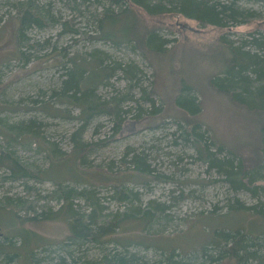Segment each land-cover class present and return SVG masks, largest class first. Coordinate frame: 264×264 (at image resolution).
I'll list each match as a JSON object with an SVG mask.
<instances>
[{"label":"rangeland","instance_id":"1","mask_svg":"<svg viewBox=\"0 0 264 264\" xmlns=\"http://www.w3.org/2000/svg\"><path fill=\"white\" fill-rule=\"evenodd\" d=\"M215 2L223 6L232 0H211ZM123 6L125 14L99 28L105 9L120 14ZM232 6L237 16L227 17L228 12L226 27H218L178 13L150 16L128 0L116 5L111 0H0V147L44 179L13 181L0 166V201L39 200L33 203L37 212H56L60 206L49 196L55 182L64 181L77 189H96L105 212L116 215L131 206L115 199L128 188L138 193L135 204L148 208L154 202L159 210L150 224L122 221L105 238L112 242L108 250L132 243V251L151 261L173 249L192 256L215 244L219 233L240 232L253 240L261 258L247 264H263L264 216L257 211L264 209V177L254 183L256 195L248 189L236 191L222 170L198 153L205 145L222 162L234 157L264 162V115L211 84L213 77L223 78L230 44L264 60V45L252 43L264 41V1L241 0ZM28 8L48 14L50 20L43 18V26L25 30L20 39L21 18ZM105 31L117 40L131 39H98ZM149 32L156 34V41L151 49L140 48L135 39ZM84 60L90 61L86 65L91 76H84L80 91L87 97L79 103L117 101L119 126L103 113L83 125L84 106L62 98L70 71ZM97 69H103L105 79L93 85ZM182 97L185 105L178 103ZM190 101L197 106L195 114L186 107ZM195 124L198 143L190 135ZM77 145L87 147L82 161H76ZM135 156L139 167L130 163ZM78 204L79 214L88 212L84 201ZM11 214L0 209V264H32L26 255L31 248L36 261L58 264L64 256L60 247L70 235L68 222L21 221L32 216L23 212L16 221ZM21 232L30 238L29 245L24 246ZM18 250L20 256L7 260L5 251ZM100 251L93 246L77 258H95ZM221 264L238 263L231 259Z\"/></svg>","mask_w":264,"mask_h":264},{"label":"trees","instance_id":"2","mask_svg":"<svg viewBox=\"0 0 264 264\" xmlns=\"http://www.w3.org/2000/svg\"><path fill=\"white\" fill-rule=\"evenodd\" d=\"M120 1L121 0H111V4L113 5L115 3L116 5L120 3ZM237 1L241 0H232L230 5L221 6L220 2L211 3V0H128L130 6L138 7L150 16L178 13L189 19H194L202 25H214L218 27H226L225 20L228 12H230V16L227 17L235 18L237 16L238 10L234 9L232 6ZM117 6L119 7L121 5ZM122 8L120 14H117L118 12L116 13L115 10L111 8L105 9L101 14L102 17L100 19L99 28L101 29L102 26H104L106 20L110 19V22H112L114 19H117L118 15L121 16L128 11L124 6ZM43 18L50 20V16L48 14H43L42 11L36 12L32 8L26 9L21 18L22 24L19 29L20 39L24 37L25 30L33 26H43ZM99 37H101L98 38L100 40H111L114 42L128 41L131 39L130 37V39L127 38L124 40L114 39L111 31H105L104 35ZM156 39V34L154 32H149L144 35V37L135 40L140 48L147 47L151 49L150 44L156 41ZM253 41L252 43L258 47L264 45V41L262 40L254 39ZM229 48L231 51V58L223 72V78H217V76L213 77L211 79V84L215 89L228 94L232 101L243 105L251 111H257L264 115V60L259 57L258 54L244 49L242 50V48L234 47L231 44ZM88 62L90 61L84 60V62L80 64V67L76 64L75 68L70 71L69 78L64 82L62 98L68 100L72 104H81L79 103L80 100L84 96L87 97V93H81L80 90L84 87L83 83L86 81L84 76H91V71L87 70L88 67L86 64ZM104 70L107 71V67H104ZM98 71L93 85H97L105 79L103 69ZM129 73L131 74L132 72H126V74ZM129 78L133 80L132 75L129 76ZM182 100L184 101L185 98L182 97L178 99V103L185 105ZM189 103H191V101ZM81 105L85 108L80 115V120H82L83 125H86L94 116L103 113L111 116L114 119L115 125L119 126V105L117 101L114 100L109 103L101 101L91 103L89 101ZM186 107L193 114L197 111V106L194 103H191L189 106L186 105ZM142 121L143 120L140 119L138 123L141 124ZM198 127L199 125L195 124L190 130V135L194 136L197 143L200 142V135L196 133ZM1 148L2 147H0V166L9 170L10 175L8 179H12L13 181L22 179L44 180L39 175L32 174L29 168L21 164L17 156L11 152L5 153ZM75 148L78 150L76 161H82L84 159L85 148L87 147H80L77 145ZM218 150L221 151V149ZM198 153L199 158L208 163L209 166L222 170L221 173L233 185L236 191L248 189L253 195L257 194V187L255 186L253 188V186L254 183L264 177V162L259 163L254 161L252 163H247L242 161V159L235 160V157L222 162L217 159V155L210 151L205 145L198 150ZM130 163L139 167L141 162L139 158L135 156ZM55 183L56 188L49 197L60 206L56 212H37L33 203H38L39 200L33 202V200H23L22 198L13 200L8 197L5 201H0V209L12 213L11 215L16 221L17 218L20 219L21 217L20 212L26 215L32 214L31 217L26 216L21 220L26 222H40L44 220L57 221L62 219L67 221L70 235L60 247L64 252V256L59 257L58 264H221L231 259L236 260L238 264H247L249 261L261 260L258 252L252 248L253 240L240 232L219 233V238L215 244L203 248L199 253L192 256L188 254L182 255L177 252V249H173L168 252L162 251V257L160 259L151 261L146 256L132 251L130 248L135 246V244L132 243H118V246L121 248L108 250L106 245L112 244V242L105 241V238L120 229L122 221H146V224H150L156 219L155 215L156 210H159L158 206H154V202H151L148 208H143L141 204H135L136 201H139L138 193L125 188L116 195L115 199L120 203H127L131 206H129L128 210L123 214L119 212L116 215H111V213L105 212L106 209L99 196H97L96 189L88 187L77 189L70 185H64V183H66L64 181H56ZM28 189H31V187H28ZM44 198L45 197H42V199ZM80 201L85 202L88 212L83 214L78 213L77 207ZM257 213L264 216V209L257 211ZM108 217H112L110 222L107 221ZM19 235L24 239V246L29 245L28 239L30 238L22 232L19 233ZM93 246L101 250L99 256L95 258H88L86 256H84L83 259L77 258V254H81V252ZM212 248L215 249L214 252H211ZM146 249L150 250V247ZM33 251L34 249L31 248L26 253L27 257L29 259L31 258L30 262H32V264H42L41 260L36 261L33 258ZM5 252L7 253V260H12L21 255V251L19 250L14 253ZM67 260L70 262H67ZM262 263L264 264V260Z\"/></svg>","mask_w":264,"mask_h":264},{"label":"water","instance_id":"3","mask_svg":"<svg viewBox=\"0 0 264 264\" xmlns=\"http://www.w3.org/2000/svg\"><path fill=\"white\" fill-rule=\"evenodd\" d=\"M4 236L3 232H2V228L0 227V238H2Z\"/></svg>","mask_w":264,"mask_h":264},{"label":"bare ground","instance_id":"4","mask_svg":"<svg viewBox=\"0 0 264 264\" xmlns=\"http://www.w3.org/2000/svg\"><path fill=\"white\" fill-rule=\"evenodd\" d=\"M102 17V16H101Z\"/></svg>","mask_w":264,"mask_h":264}]
</instances>
